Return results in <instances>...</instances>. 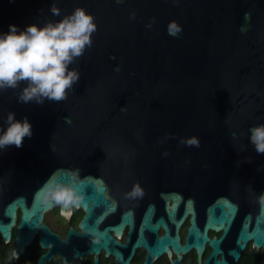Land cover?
<instances>
[{
	"label": "water",
	"instance_id": "1",
	"mask_svg": "<svg viewBox=\"0 0 264 264\" xmlns=\"http://www.w3.org/2000/svg\"><path fill=\"white\" fill-rule=\"evenodd\" d=\"M81 7L97 30L70 65L80 79L67 98L24 103L27 82L0 89V127L9 113L33 126L22 147L0 149V183L27 196L13 200L9 224L0 223L10 241L20 208L15 258L38 232L43 248L51 249L40 264L78 235L71 230L63 241L41 225L55 206L65 216L73 206L86 212L82 250L73 248L78 257L105 249L128 264L135 248L145 247L149 257L175 252L179 264L193 248L201 259L209 242L213 253L205 264H228L225 256L216 259L238 214L243 222L227 254L238 260L250 240L264 248V154L249 139V129L264 124V0H0V33L10 25L56 23ZM172 23L181 29L176 36ZM105 182L147 186L153 200L126 261L109 231L121 236L132 217L126 213L119 225L100 228L116 211ZM65 187L78 194L68 210L50 198ZM188 217L182 246L179 230ZM209 230L224 233L210 239ZM144 231L154 234L152 245ZM66 252L57 253L70 264Z\"/></svg>",
	"mask_w": 264,
	"mask_h": 264
},
{
	"label": "clouds",
	"instance_id": "2",
	"mask_svg": "<svg viewBox=\"0 0 264 264\" xmlns=\"http://www.w3.org/2000/svg\"><path fill=\"white\" fill-rule=\"evenodd\" d=\"M52 13L59 16L60 9L53 7ZM96 30L94 16L82 7L59 22L43 27L31 24L20 30L17 25H10L7 32L0 33V89H14L21 82H27L19 98L21 102L43 103L45 98L56 102L65 100L80 79L79 71L70 70V65L92 45ZM180 31L176 23L171 24L170 35L176 36ZM249 133L257 153L264 154V124L251 127ZM32 134L33 126L27 118L20 120L15 113H9L6 127H0V149L22 147L25 138ZM189 143L198 145L199 142L192 138ZM131 194L140 193L134 190ZM77 195L65 187L53 190L50 198L68 210L76 203ZM260 200L264 203V195Z\"/></svg>",
	"mask_w": 264,
	"mask_h": 264
},
{
	"label": "flooded vegetation",
	"instance_id": "3",
	"mask_svg": "<svg viewBox=\"0 0 264 264\" xmlns=\"http://www.w3.org/2000/svg\"><path fill=\"white\" fill-rule=\"evenodd\" d=\"M105 185L107 187L108 196L116 204V211L103 220L100 228L103 229L107 226L115 227L119 225L123 215L126 213H130L132 217L131 224L124 227L121 236H117L114 231H109V234L120 244L119 246H116V249L121 254L123 260L126 261L129 259L133 246L138 240L142 219L145 216L148 207L153 205V200L149 195L150 191L147 186L142 187L133 184V186L121 189L118 187H112L108 182H105ZM134 190H138L140 194L133 196L131 193ZM26 197L24 190L23 192L15 193L10 190L8 182L0 183V223L9 224L10 219L6 216L7 206L16 198L25 199ZM160 213L161 212L157 213L158 217L161 215ZM21 214L22 212L20 208H18L17 223L12 228L10 241H6L2 232H0V264H40L41 260L51 251L50 248H43L40 243L41 233L38 232L31 244L25 247L23 253L17 259L15 258L16 237L18 235ZM197 214L199 216L197 218L198 225L202 228L203 218L199 209H197ZM85 215L86 212L82 207L75 206L72 207L70 216L63 215L59 206H55L44 213L41 225L49 228V230L53 234L59 236L61 240H66L71 230H75L78 234L71 236L68 245L60 248L57 247L54 253H52L51 259L46 260L45 264H66L64 257L57 253L63 248L68 250L66 253L67 257L71 259L70 264H119V259L113 254L107 255L105 249H102L99 255L86 253L82 257L75 256L73 248L81 251L82 249H80V246L84 244V238L79 236V234L84 233L80 228V223ZM190 218L191 217L187 218L186 222L179 230L180 244L182 246H184L186 242L188 228L190 226ZM242 222L243 219L241 218V215L238 214L234 220L232 228L226 236V239L220 245L222 254H219L216 260L220 261L225 256V260L228 264H264V248L256 247L253 240H250L247 243L238 260H234L232 256L227 254V251L234 244L238 227ZM223 233V231L217 232L209 230L207 235L210 239H220ZM173 234L174 230L171 229V235ZM164 235V228H160L158 231V237ZM143 236L150 245L153 244L155 236L152 232L144 231ZM170 249L172 250V248ZM212 253L213 248L210 246L209 242H207L201 259L197 249L193 248L187 253L181 254L182 258L179 264H205ZM177 259L178 255L175 252L172 253L171 257L167 252L161 254L159 257H149L148 249L145 247H137L129 259L128 264H174Z\"/></svg>",
	"mask_w": 264,
	"mask_h": 264
}]
</instances>
